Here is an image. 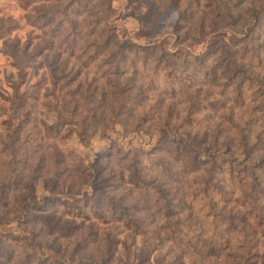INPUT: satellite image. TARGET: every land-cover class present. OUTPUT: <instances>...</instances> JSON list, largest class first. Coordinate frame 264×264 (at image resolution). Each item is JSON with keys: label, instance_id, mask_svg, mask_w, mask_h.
<instances>
[{"label": "rangeland", "instance_id": "1", "mask_svg": "<svg viewBox=\"0 0 264 264\" xmlns=\"http://www.w3.org/2000/svg\"><path fill=\"white\" fill-rule=\"evenodd\" d=\"M0 30V264H264V97L225 68L264 86V0H0Z\"/></svg>", "mask_w": 264, "mask_h": 264}, {"label": "trees", "instance_id": "2", "mask_svg": "<svg viewBox=\"0 0 264 264\" xmlns=\"http://www.w3.org/2000/svg\"><path fill=\"white\" fill-rule=\"evenodd\" d=\"M42 15L45 14V12L41 13ZM53 14V13H52ZM229 15H231V18H233L232 14L229 12ZM41 16H38L37 18H39ZM36 18V19H37ZM4 31L0 30V34H3ZM230 53H228V55L225 56V68L227 69L226 71H228V73H232L230 80H233L234 77L238 78V85L235 88V92L237 93V95H239L238 99H242L241 98V92L244 91L243 87L246 83H248L249 86H253L254 82H256L257 88L259 89L258 92L261 93V95L264 97V86L261 83V81L255 80L253 79L246 71V69L244 68V66L242 64H240L238 62V60L236 59V57L231 56ZM211 70V69H210ZM217 72V70L214 68L211 70L210 75L212 77H216L214 80L218 81L220 78V74L214 75ZM213 79V78H212ZM264 106V104H263ZM194 162V160L192 161V163ZM217 157L213 156L212 160L208 161L205 163L206 165V169H205V174L206 175V180L205 183L206 185L203 187V190H201L199 187H197V191H203L205 194H207L210 191V187L212 185L213 180L215 179V176L217 174V172L220 170L218 164H217ZM199 163H202V161L200 162H196L189 165V168H187L188 171L193 172V173H197V167L199 165ZM262 165H264V160H260L259 162L255 163V164H251L249 167L247 166V170L244 171V175H242L241 177V182H243L246 178H247V174L250 172H252V169H259L262 168ZM134 169H132L131 171V181L135 184V185H139L142 183L143 186H147L148 181H146L145 179L142 178L140 171L138 168H135V166H133ZM251 169V170H250ZM200 171V170H199ZM218 184V182L216 183ZM208 195V194H207ZM251 201L253 202L251 207L253 209V213H254V218L256 219V228L257 229H261L264 233V205H260L258 204L259 202V195H254L253 198L251 199ZM110 206H111V212H110V217L108 218V216H106V214L100 209L98 208L96 211H94L95 216L98 217L99 220H103V223H108V222H113V221H123L124 225L128 226L130 229H133L136 235H140V233L142 232V227L139 224V219H137L133 214H134V210L129 206H125L123 203L117 201V200H110L109 202ZM77 211L75 212L74 210H72L70 212V214L76 218H78L79 216H83V215H87L85 214L83 211H81V207L78 206L77 207ZM41 209V208H38ZM43 223H46V218H42ZM47 224V223H46ZM167 237V236H166ZM7 243H11L13 241H18L17 238H7L5 240ZM176 241L178 243L179 239L176 238ZM166 242V241H165ZM170 249H173L174 247L169 246ZM0 249L2 250H6V248L4 247L3 241H0ZM36 256H33L32 258L29 257L28 260H25L27 264H34L33 262L35 261ZM26 259V257H25ZM197 261V260H196ZM37 264H43V261L38 262Z\"/></svg>", "mask_w": 264, "mask_h": 264}]
</instances>
